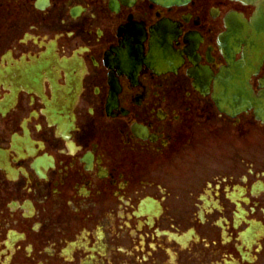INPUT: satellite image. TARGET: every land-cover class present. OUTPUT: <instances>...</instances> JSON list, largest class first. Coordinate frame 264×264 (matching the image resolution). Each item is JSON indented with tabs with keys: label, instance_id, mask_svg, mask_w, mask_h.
I'll return each instance as SVG.
<instances>
[{
	"label": "flooded vegetation",
	"instance_id": "1",
	"mask_svg": "<svg viewBox=\"0 0 264 264\" xmlns=\"http://www.w3.org/2000/svg\"><path fill=\"white\" fill-rule=\"evenodd\" d=\"M0 264H264V0H0Z\"/></svg>",
	"mask_w": 264,
	"mask_h": 264
},
{
	"label": "water",
	"instance_id": "2",
	"mask_svg": "<svg viewBox=\"0 0 264 264\" xmlns=\"http://www.w3.org/2000/svg\"><path fill=\"white\" fill-rule=\"evenodd\" d=\"M170 2H180V0H168ZM233 80H236L233 79ZM231 86H239L238 91H235V89H232L231 92H225V93H220L219 96L216 98V102L218 103L219 106H225V104L230 100L236 104H239L242 108L249 107L253 105V99H252V94L246 90V86L241 83H237L234 81L231 84H228ZM241 90V91H240ZM229 95L232 96L231 99H229Z\"/></svg>",
	"mask_w": 264,
	"mask_h": 264
}]
</instances>
